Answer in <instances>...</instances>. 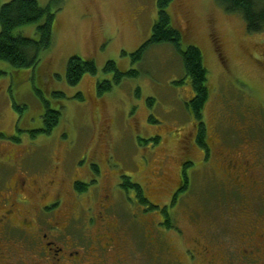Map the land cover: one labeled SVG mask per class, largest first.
I'll return each mask as SVG.
<instances>
[{"label": "rangeland", "instance_id": "obj_1", "mask_svg": "<svg viewBox=\"0 0 264 264\" xmlns=\"http://www.w3.org/2000/svg\"><path fill=\"white\" fill-rule=\"evenodd\" d=\"M9 1L0 0V5ZM37 2L55 8L51 0ZM168 11L183 35L182 47L200 48L208 70L210 96L203 112L205 140L211 147L207 156L197 145L198 126L185 105L191 95L189 81L175 82L184 74L179 54L163 44L147 48L141 59L132 57L150 37L157 0H63L55 16L54 43L40 52L35 66L15 71L0 60L4 72L0 76L1 154L27 149L39 166L52 161L49 169L59 183L51 194L59 193L64 201L74 196L66 189L71 190L69 179L77 180L74 172L90 166L96 177L99 168V183L92 178L96 182H89V187L96 185V192L100 188L99 200L112 194L121 223H130L138 208L142 212L153 205L149 214H140L139 232L132 222L134 229L120 223L122 245L127 248L111 256V260L118 258L116 264H122L126 252L130 257L124 264H145L141 253L146 243L139 241L138 247L135 240L144 231L155 232L152 219L159 218V207L170 197L173 200L182 176L185 188L177 195L179 204L176 210L168 205L171 220L167 218L163 225H176L175 231H166L165 240L178 250L192 245L200 229L203 235L214 229L231 238L230 223L236 234L245 231L243 222L264 217V199L251 191L235 192L210 167L225 165L233 157L252 161L260 156L263 193L254 191L264 196V32L248 33L241 16L227 13L218 0H174ZM35 28L29 24L13 33L35 39ZM71 56L92 59L96 73H85L76 85L68 84L65 73ZM108 61L122 72L134 69L137 75L115 83L114 73L103 70ZM102 81H111L112 87L98 94ZM46 110L60 112L48 134L43 131ZM54 164L58 168L52 170ZM123 176L140 185L150 204L139 203L133 189L121 187ZM166 213H161L164 220ZM247 227L254 235L256 229ZM232 242L240 248L247 245Z\"/></svg>", "mask_w": 264, "mask_h": 264}, {"label": "flooded vegetation", "instance_id": "obj_2", "mask_svg": "<svg viewBox=\"0 0 264 264\" xmlns=\"http://www.w3.org/2000/svg\"><path fill=\"white\" fill-rule=\"evenodd\" d=\"M206 146L210 151L207 141ZM32 153L27 149L20 153L12 150L0 153V264H116L118 258L111 260V256L115 253L117 257L119 250L127 248L122 245L119 233L120 215L111 200L112 194H106L99 200L97 197L100 188L96 192V185L90 188L88 184L96 182L94 179L91 181L92 178H97V184L99 183L100 169L98 168L96 177L90 166L74 172L72 176L77 180L69 179L71 190L67 187L68 192L64 190L68 194L72 191L74 196L69 195L72 199L64 201L59 193L51 194V189L59 183L49 169L52 161L39 166ZM54 160L59 163L57 158ZM61 161L64 163L66 160L61 158ZM261 161L260 156H255L252 161L233 157L226 160L225 165L210 164V167L212 173L219 175L235 192L251 191L264 199L263 195L254 191L257 189L262 192ZM56 168L58 165L54 164L52 170ZM183 174L185 177V171ZM185 178L187 180L188 175ZM80 179L88 187L85 192L78 193L73 185ZM63 180L62 177L60 183ZM184 181L182 176L180 187H175L174 192L172 191L173 200L170 197L164 207H159V218L152 219L155 232L150 234L144 231L141 239L135 240L138 247L139 241L146 243L145 250L141 253L142 261L145 264L150 261L153 264H264V217L259 221L243 222L245 231L239 230L236 234L233 233L234 225L230 223L227 229L231 238L227 234L222 237L214 229H210L208 235H203V230L200 229L193 236L192 245L185 247L183 251L165 240L166 231L177 229L172 223L163 226L167 218L171 220L167 207L171 205V209H175L178 206L177 195L185 188ZM58 191L61 192V189ZM144 199L149 201V198ZM151 206L153 205L144 207L145 211L142 212L138 208L132 212L130 223L123 222L121 225L134 229L132 222L135 224L134 230L139 232L137 226L143 224L140 214H149L150 211L147 210L153 208ZM240 206L241 209L247 208L245 205ZM163 211H167L165 220L161 215ZM239 219L241 218H237ZM246 225L256 229L254 235ZM232 240L239 245H247L240 248ZM179 253L182 255L180 260ZM127 257H130L128 252L123 261L120 260L122 264L126 263Z\"/></svg>", "mask_w": 264, "mask_h": 264}, {"label": "trees", "instance_id": "obj_3", "mask_svg": "<svg viewBox=\"0 0 264 264\" xmlns=\"http://www.w3.org/2000/svg\"><path fill=\"white\" fill-rule=\"evenodd\" d=\"M218 1L227 13H235L241 16L248 33L264 32V0ZM62 2L63 0H51L50 5L55 6V8L49 5L42 7L37 0H10L1 4L0 60L9 63L15 71L21 70L23 67L35 66L39 61L40 52L50 49L54 43L55 16L56 12L61 9ZM173 2L174 0H157V18L151 28L150 37L132 53V57L133 60L141 59L147 48L163 44L170 45L176 52L175 54H179L184 74L181 79L175 82L183 83L185 79L189 81L190 86H188L191 88V95L185 105L188 113L196 121V126H198L197 145L205 150L207 156L209 151L206 143L203 142L206 138L203 112L210 96L207 83L208 70L204 65L200 48L193 45H188L186 48L182 47L183 35L168 11ZM29 24L36 25L35 39L13 33L17 27ZM96 69L92 59L71 56L66 66L65 80L70 85H76L85 73L95 74ZM103 70L114 73L115 83H119L124 76L133 77L137 75V71L134 69L120 71L113 61L106 62ZM3 73L0 70V76ZM111 84V81L98 83L97 93L102 94L103 91L110 90ZM79 98L83 99L82 96ZM59 113L46 110L43 116L45 121L44 132L50 133L57 125ZM123 178L124 182L121 187L133 189L139 203L148 202L144 199L143 189L140 185L131 183L128 177L123 176ZM73 189L78 193L85 192L86 185L81 181H76Z\"/></svg>", "mask_w": 264, "mask_h": 264}]
</instances>
